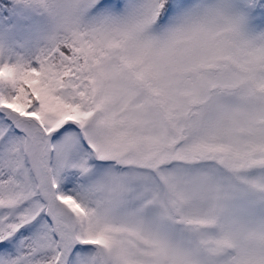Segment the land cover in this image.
Masks as SVG:
<instances>
[{
	"label": "snow or ice",
	"instance_id": "1",
	"mask_svg": "<svg viewBox=\"0 0 264 264\" xmlns=\"http://www.w3.org/2000/svg\"><path fill=\"white\" fill-rule=\"evenodd\" d=\"M0 264H264V0H0Z\"/></svg>",
	"mask_w": 264,
	"mask_h": 264
}]
</instances>
